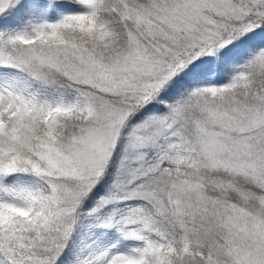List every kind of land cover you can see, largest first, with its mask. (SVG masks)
<instances>
[{
	"label": "snow or ice",
	"instance_id": "obj_1",
	"mask_svg": "<svg viewBox=\"0 0 264 264\" xmlns=\"http://www.w3.org/2000/svg\"><path fill=\"white\" fill-rule=\"evenodd\" d=\"M0 264H264V0H0Z\"/></svg>",
	"mask_w": 264,
	"mask_h": 264
}]
</instances>
